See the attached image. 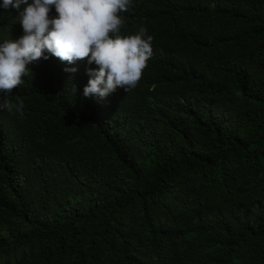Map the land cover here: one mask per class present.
<instances>
[{
	"label": "trees",
	"instance_id": "16d2710c",
	"mask_svg": "<svg viewBox=\"0 0 264 264\" xmlns=\"http://www.w3.org/2000/svg\"><path fill=\"white\" fill-rule=\"evenodd\" d=\"M128 15L153 38L134 89L85 97L83 67L39 62L7 96L0 264H264V0ZM15 29L0 7V44Z\"/></svg>",
	"mask_w": 264,
	"mask_h": 264
},
{
	"label": "clouds",
	"instance_id": "9594fccd",
	"mask_svg": "<svg viewBox=\"0 0 264 264\" xmlns=\"http://www.w3.org/2000/svg\"><path fill=\"white\" fill-rule=\"evenodd\" d=\"M133 1L3 0L0 7L10 9L16 29L0 44V110L23 116V101L12 102L7 96L39 62L83 67L89 76L85 97L108 103L120 88L134 89L153 55V38L144 27L126 34Z\"/></svg>",
	"mask_w": 264,
	"mask_h": 264
}]
</instances>
